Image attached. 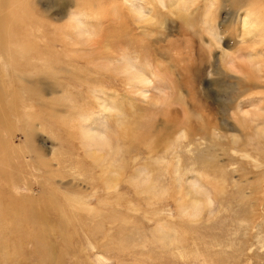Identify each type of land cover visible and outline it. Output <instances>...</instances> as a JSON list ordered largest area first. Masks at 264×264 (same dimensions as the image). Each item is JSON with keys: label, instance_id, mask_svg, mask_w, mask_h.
Masks as SVG:
<instances>
[{"label": "rangeland", "instance_id": "rangeland-1", "mask_svg": "<svg viewBox=\"0 0 264 264\" xmlns=\"http://www.w3.org/2000/svg\"><path fill=\"white\" fill-rule=\"evenodd\" d=\"M137 1L143 15L122 0L2 2L8 27L2 50L14 43L17 60H34L14 71V94L0 81V115L6 121L23 109L41 115L46 129L35 121L33 145L44 151L23 156L51 167L43 176H24L17 194L6 187L4 201L18 216H0V264H264V78L247 88L253 85L247 64L243 75L229 64L231 53L249 56L254 69L264 61L261 49L249 55L257 41L250 44L238 22L251 3L261 13L264 0ZM114 2L122 11L110 9ZM81 9L95 47L72 27ZM124 56L151 78L149 97L127 77ZM35 82L39 94L29 95L24 89ZM102 85L104 98L94 97ZM101 99L116 109L101 112ZM125 127L139 138L124 137ZM87 129L101 134L91 144L82 137ZM23 138L18 130L15 144ZM0 153H7L1 145ZM109 160L118 193L101 176ZM143 185L154 193L137 188ZM65 194L105 210L93 209L90 218L78 209L74 218ZM37 197L43 199L32 210L41 223L26 213Z\"/></svg>", "mask_w": 264, "mask_h": 264}, {"label": "bare ground", "instance_id": "bare-ground-1", "mask_svg": "<svg viewBox=\"0 0 264 264\" xmlns=\"http://www.w3.org/2000/svg\"><path fill=\"white\" fill-rule=\"evenodd\" d=\"M6 0H0V37L2 38V40H1V38H0V48H1V51H0V81H3V86H4V88L7 90V92H10L11 94H14L15 93V88L17 87L16 86V84L14 83L16 80H15V77H14V80H13V76H14V71L17 69V64L19 63V58H18V60H17V58L16 57H18V55H16V51H17V49L15 48V45L16 44H14V43H9L10 44V50L8 49L7 50V52L6 53H4V51L2 50V48H5L4 47V40H5V37H6V35H7V33H8V27L6 26V22L4 21V18H2V16H4V12L6 13V9H4V5L2 4V2H5ZM123 2H124V4H126V6L128 7V8H130L129 9V11H131L132 13H137V14H139L140 13V15H143L139 10H138V1L137 0H122ZM143 1V0H142ZM211 2H213V0H210ZM216 0H214V2H215ZM260 1V0H259ZM249 2H250V0H249ZM253 2V1H252ZM263 2V1H262ZM246 3V2H245ZM251 3V2H250ZM264 3V2H263ZM10 4V3H9ZM111 6H110V9H113L112 11H114V12H117L118 11V7H119V5L117 4V3H109ZM16 6V5H15ZM245 6V5H244ZM259 7V9L261 8V7H263V9L261 8L260 9V11H261V13L259 12V10L256 8V7H254L253 5H252V3L251 4H249L248 6H246V8H244L243 9V15L241 16L240 15V18L238 19L239 21V26L242 28V31H241V34H243L244 36H248V37H252V39H250V44H252L253 45V41L254 40H256L257 41V48L255 49L254 48V46H251V48H250V51H249V55H251L252 54V51H253V49L254 50H260L262 53H263V51H264V5L262 6V5H258ZM107 7H109V6H107ZM107 7H105V5L103 4V10L105 9L106 11H107ZM119 8H121V11H122V7L120 6ZM150 8V7H149ZM148 8V9H149ZM85 10L83 9H81L80 11H79V14L78 15H76V16H74V17H72L71 19L73 20V25H72V27L73 28H75L76 29V32L77 33H80L81 35H83V36H85L87 39H86V41H85V46L86 47H90V46H94L95 45V42L94 43H89L90 41L91 42H93V37L95 36L94 34H93V36H92V31H90L91 29H90V27H89V29H85L84 28V26L86 25H84L83 26V23H84V17H82V15H83V13L82 12H84ZM102 11V10H101ZM110 12V11H109ZM108 12V13H109ZM13 13V12H12ZM18 14V13H17ZM6 16H7V14H6ZM5 16V17H6ZM20 16V15H19ZM18 16V17H19ZM93 16H94V13H90L89 12V18L90 19H92L93 18ZM95 17V16H94ZM2 18V19H1ZM14 18V17H13ZM21 18V17H20ZM26 18V17H25ZM15 19V18H14ZM21 21V20H20ZM93 21V20H92ZM27 22V21H26ZM17 23V22H16ZM88 23V22H87ZM105 23V22H104ZM12 24V23H11ZM20 24V23H19ZM96 24V23H95ZM103 24V23H102ZM99 25V24H98ZM91 26V25H90ZM100 26V25H99ZM13 27V26H12ZM240 27H239V29H240ZM100 29V28H99ZM28 30H30V29H28ZM97 30V29H96ZM101 30V29H100ZM10 31V30H9ZM27 33V32H26ZM43 33V32H42ZM3 34V35H2ZM10 34V33H9ZM19 34V33H18ZM213 34V33H212ZM24 35H25V32H24ZM97 35V34H96ZM3 36V37H2ZM30 36V35H29ZM96 37V36H95ZM94 37V40H97L96 38ZM68 38H70L69 36H67L66 37V39H68ZM100 38V37H99ZM36 39V38H35ZM34 39V40H35ZM99 40V39H98ZM247 40V39H246ZM255 41V42H256ZM98 42V41H97ZM100 42V41H99ZM98 42V43H99ZM2 43V44H1ZM248 43V44H249ZM34 44V43H33ZM36 45V44H35ZM96 46H97V44H96ZM245 47H246V45H244ZM17 47V46H16ZM31 47V46H30ZM95 47V46H94ZM94 47H92L93 48V50H96V49H94ZM18 48V47H17ZM39 48V47H38ZM37 48V49H38ZM92 48H90V50L92 49ZM21 49V48H20ZM101 49V48H100ZM98 51V50H97ZM25 52V51H24ZM94 52V51H93ZM15 55H13V54ZM239 53V52H238ZM33 54V53H32ZM93 54V53H92ZM255 55V54H254ZM1 56H3L4 58L3 59H1ZM103 56H107V55H103ZM257 56V55H256ZM89 57H90V54H89ZM240 56H238V55H234V53H231V56H229V58L231 59V62L229 63L233 68H235V69H238L240 72H241V74L243 75L244 74V68H245V66H246V73H245V76L247 77V78H249L250 80L252 79L253 81H248V82H250V83H253V85L252 86H247V88H257L258 87V81H263V79H261L260 78V76L262 77V78H264V61H260V64H259V66H258V68L257 69H254L253 68V65H252V59L249 57V56H247L246 57V60H244V58H242V59H240L239 58ZM253 57V56H252ZM258 57V56H257ZM91 58V57H90ZM254 58V57H253ZM256 58V57H255ZM254 58V59H255ZM40 59V58H39ZM99 59H101V58H99ZM115 59V58H114ZM33 58H29L28 60H25L26 61V63L28 64V63H30V61L33 63ZM120 60H121V62L123 63V65H124V67H125V69H124V71L125 72H127V73H129L130 74V76H127L128 78H131V80H133V81H137L138 82V84H140L141 86L143 85V90H142V94L144 95V96H147V97H149V95H146V91H147V89H146V87L149 85V83H150V77L148 76V74L145 72V71H143L139 66L137 67L136 65H134L133 64V62L131 61V59H129L128 57H126V56H124V57H122V58H120ZM263 60H264V58H263ZM5 61H6V63L7 64H5ZM41 61V60H40ZM105 61V60H104ZM112 61H114V60H112ZM116 61V60H115ZM114 61V62H115ZM234 61H238V66L235 64V63H233ZM36 62V61H35ZM102 63H103V65L105 64L103 61H102ZM227 63H228V61H227ZM243 63H246L247 65H245L244 67L242 66L243 65ZM45 64V63H44ZM256 64V63H255ZM5 65H7V68H8V72L6 73V71H7V69H6V67H5ZM11 65V66H10ZM102 65V66H103ZM110 65V64H109ZM258 65V64H257ZM107 66V65H106ZM19 68V67H18ZM111 68V67H110ZM112 68H114V67H112ZM100 69V68H99ZM110 70V69H109ZM113 70V69H112ZM116 70V69H115ZM12 71V72H11ZM99 72H100V70H98ZM116 72V71H115ZM128 74V75H129ZM17 75V74H16ZM99 75V74H98ZM91 80V79H90ZM97 80H99V79H97ZM94 81V80H93ZM254 81H257V82H254ZM106 82V81H105ZM36 84L34 85V83H33V85L32 86H30V87H26V89H24V90H26V93L28 92L29 93V95L31 94V95H37V94H39V90L37 91L36 89H37V83L38 82H35ZM39 83L41 84V82L39 81ZM250 83H247V84H250ZM96 84V83H95ZM98 84V83H97ZM136 84V83H135ZM5 85H6V87H5ZM90 86H91V83L89 84ZM99 85V84H98ZM105 85V84H104ZM28 86V85H27ZM96 86V85H95ZM103 86V85H102ZM24 87V86H23ZM92 88H93V85L91 86ZM25 88V87H24ZM95 88H97V86L95 87ZM245 88V87H244ZM5 90V91H6ZM23 90V93L25 94V91ZM93 91V93H94V97H96V98H98V97H103V95H102V93L104 92V91H107L106 89H105V87L103 86V88H100V89H94V90H92ZM257 92V91H256ZM19 93H21L22 94V96H20V97H23V99L22 100H24V96H23V93H22V91H21V88H19ZM113 93V92H112ZM116 93V92H115ZM105 94V93H104ZM117 94V93H116ZM28 94H26V96H27ZM113 95V94H112ZM117 96H118V94L117 95H113V97L112 98H114V97H116L117 98ZM31 97V96H30ZM33 97H35V96H33ZM106 97V96H105ZM104 98V97H103ZM13 99H14V97H13ZM21 99V98H20ZM95 99V98H94ZM251 99H254V98H251ZM102 100V99H101ZM100 100V101H101ZM114 100H115V98H114ZM117 100V99H116ZM98 101V100H97ZM100 101L99 102H97V104L98 103H100ZM113 101V100H112ZM10 103V102H9ZM8 104V103H7ZM101 104V103H100ZM111 105H114L115 104V102L114 103H110ZM132 104V103H131ZM99 105V104H98ZM111 105H108V103H106V101H103L102 100V104L101 105H99L102 109H100L101 110V112H102V110H105V111H109V112H112L114 109H116V107H112ZM22 108H24L23 107V105H20V109H21V111H22ZM15 110H16V108H15ZM241 110H242V108H241ZM14 111V110H13ZM105 111L103 112V113H105ZM16 113H17V111H15ZM247 112H249V111H247ZM96 113V112H95ZM14 114V113H13ZM111 114V113H110ZM246 114V113H245ZM9 118H7V119H9L8 121H6V119H5V115H0V145L2 146V147H4L5 149H6V151H7V153L6 154H3V153H0V193H2L3 194V202H2V204H1V206H0V216H5L6 214H10L11 215V217L13 218V219H15V218H17V216H18V211H13V212H11L12 211V209H11V203L9 202V203H6L4 200H5V197H4V195L8 192V190L6 189V187L9 189V188H11L12 190H14L13 191V193L14 194H17V190L20 188V181L21 180H23L24 179V176H26V177H29V175L30 174H34V175H37L38 173L40 174V172H41V174H42V171H46L44 168H49V167H51V165H50V163H49V161L47 162L46 160L45 161H43V163L41 162V161H39V160H34L33 162H29V161H27V159L25 158V156H23V155H26V153L28 152L29 154H31V153H33V154H37V153H39V152H41V151H44V148H42V147H40V145H37V146H35V145H33L34 144V142L36 141V135H34L33 134V125H34V123H35V121H39L38 122V125L40 126V128L41 129H43V130H45L46 129V127L44 126V125H42V121L40 120V118H41V115H27V114H25V109H23V112H20L19 114L17 113V115H15L13 118H11L10 117V115L8 116ZM31 118V121H29V119ZM29 121V124H30V129L26 126L27 124H25V122L26 121ZM44 120H45V118H44ZM44 124V123H43ZM10 125V126H9ZM82 126V125H81ZM131 128H133V127H131ZM24 129V130H23ZM124 129H126V131L124 130ZM123 129V131H124V133L122 134V135H124V137H128V136H132V137H135V138H139L138 136H136V134L134 135H132L131 133H129V131H131V130H129V128H124ZM18 130H20V131H22V133H23V136H24V138H23V142H22V144L21 145H16L15 144V140H14V138H15V136H16V134H17V131ZM86 132L83 134V136L82 137H85V140H86V142H88V143H92L93 142V140H94V142H95V137H94V135H96L98 138L100 137V135L101 134H99L100 133V131L99 130H95V131H93V135H91L90 133H89V129H87V130H85ZM98 131H99V133H98ZM134 131V130H133ZM5 132H6V136L7 137H5ZM51 132V131H50ZM139 132V131H138ZM149 132V131H148ZM128 133V134H127ZM151 133V132H150ZM149 133V135H151ZM121 134V133H120ZM103 136V135H102ZM146 137V136H145ZM97 138V139H98ZM102 138V137H101ZM134 138V139H135ZM121 139V138H120ZM133 139V140H134ZM128 140V139H127ZM97 141H99V140H97ZM139 141V140H138ZM147 141V140H146ZM104 141H102V143H103ZM97 143V142H96ZM95 143V145L98 147V145L97 144H100V143H97L96 144ZM131 143V142H130ZM5 144H8L9 145V147L7 146V145H5ZM94 144V143H93ZM138 144H140V143H138ZM146 144V143H145ZM151 144V143H150ZM100 146V145H99ZM101 147V146H100ZM103 147V146H102ZM105 147V146H104ZM148 147L150 148V149H153V145H152V147H151V145H148ZM59 150V149H58ZM64 152V151H63ZM19 153V154H18ZM54 153V152H53ZM112 154V153H111ZM40 155V154H39ZM109 155V154H108ZM22 156V157H21ZM88 157V156H87ZM95 157V156H94ZM100 158H102L101 156H99V157H95L94 159H95V161H99L100 160ZM111 159V158H110ZM44 160V159H43ZM60 160V159H59ZM110 161L111 160H109L108 162H109V164H108V162L106 163V164H108L107 166L105 165L103 168H101V176H102V178L103 179H105V182L107 183V184H109V185H111V186H113L115 189H116V186L119 184V183H117V180L118 179H114V180H111V178H109L108 176H110V175H108V172L110 171V170H108V169H110V166H112L111 165V163H110ZM101 162V161H100ZM112 162V161H111ZM113 163V162H112ZM105 164V163H104ZM96 165V164H95ZM27 166L29 167V171H27L26 173H25V168H27ZM96 166H99L98 165V163H97V165ZM117 167V166H116ZM91 168V167H90ZM150 168V167H149ZM50 169V168H49ZM73 169V168H72ZM75 169V168H74ZM85 170V169H84ZM83 170V171H84ZM86 170H89V169H86ZM93 170V169H92ZM118 170V169H117ZM49 171V170H48ZM51 171V170H50ZM78 171V170H77ZM113 171V170H112ZM86 172V171H85ZM121 172H123V171H121ZM151 173V172H150ZM47 174V173H46ZM50 174V173H49ZM51 174H53V173H51ZM51 174H50V177H51ZM44 175V173L42 174V176ZM123 175V174H122ZM41 176V175H40ZM48 176V175H47ZM83 176H85V175H83ZM87 176V175H86ZM100 176V177H101ZM53 177V176H52ZM88 177V176H87ZM65 178V177H64ZM122 178V177H121ZM120 179V178H119ZM152 179V178H151ZM88 180V179H87ZM121 180V179H120ZM47 182H49V181H47ZM135 182V181H134ZM154 182H156L155 181V179H154ZM153 183V181H151L150 183H148V184H152ZM60 185V184H59ZM138 185V184H137ZM28 186H29V184H28ZM74 187V186H73ZM93 187V186H92ZM136 187V186H135ZM152 187H154V186H152ZM151 186H149V185H143L142 187H138L137 186V188H141V190L144 192V194H145V192L146 193H149V192H152V188ZM66 189H68V188H66ZM95 189V188H94ZM69 190V189H68ZM108 190V189H107ZM109 191V190H108ZM172 191V190H171ZM77 192H78V189H77ZM77 192H75V193H77ZM116 192H117V189H116ZM164 192H165V190H164ZM169 192V191H168ZM118 193V192H117ZM152 193H154V192H152ZM14 194H12V196L14 195ZM69 194V193H68ZM68 194H65V195H68ZM80 194V193H79ZM116 194V193H115ZM156 194V193H155ZM74 195H76V196H78V194H74ZM114 196V195H113ZM173 196V195H172ZM66 198H67V200H69L70 201V203H69V205H70V207L71 208H69V213H70V215H72V216H74V218H79L77 215H78V209H83V210H85V211H88V213L90 214V218H94L95 216H91V215H94V212L92 211L93 209H101V211L103 212V210H105V208H104V205H102V206H100V207H97V206H92V205H90V204H81L80 203V201H78V199H76V197H74V196H70V195H68V196H65ZM33 198V197H32ZM31 198V199H32ZM41 199H43L42 197H37V198H35V200H33V203H32V205L31 206H29L28 208H27V210H29V212L28 211H26V213L28 214V215H30L29 217H32L33 218V221H35V218H36V221H37V217H36V215H34V211L32 210L33 209V207L32 206H34L33 204H35V201H36V203L37 204H39L38 202H40V200ZM156 199H157V196H156ZM154 200V199H153ZM26 201V200H25ZM107 201V200H106ZM112 201V200H111ZM121 201V200H120ZM110 202V201H109ZM155 202V201H154ZM52 203V202H51ZM40 204H42V203H40ZM106 204H108V203H106ZM127 204V203H126ZM131 204V203H130ZM153 204V203H152ZM8 205H10L9 207V209H6L5 207L6 206H8ZM51 205V204H50ZM111 205V204H110ZM151 205V204H150ZM41 207V206H40ZM52 207V206H51ZM127 207V206H126ZM138 208V207H137ZM34 209H36V208H34ZM65 209V208H64ZM37 210V209H36ZM35 210V211H36ZM38 211V210H37ZM157 211V210H156ZM108 212V211H107ZM40 213V212H39ZM45 213V212H44ZM41 214V213H40ZM46 214H48V213H46ZM74 214V215H73ZM44 215V214H43ZM65 215V214H64ZM66 215H68V212H67V210H66ZM65 215V216H66ZM69 215V216H70ZM39 217H40V215H38ZM49 216V215H48ZM98 216V215H97ZM101 216V215H100ZM147 216V215H146ZM43 217V219H44V217H45V220H46V216H42ZM42 217H40V218H42ZM50 217V216H49ZM67 217V216H66ZM105 217V216H104ZM103 217V218H104ZM48 218V217H47ZM69 218V217H68ZM70 218H71V216H70ZM69 218V219H70ZM103 218L101 219V220H103ZM148 218H149V216H148ZM55 219V218H54ZM42 220V219H41ZM41 220H38L37 222L38 223H41L42 221ZM48 220V219H47ZM71 220V219H70ZM95 220V219H94ZM159 220V219H158ZM49 221H50V218H49ZM52 221V220H51ZM93 221V220H92ZM31 222V221H30ZM71 222V221H70ZM48 223V222H47ZM44 223H42V225H41V229L45 226V225H43ZM50 224V223H49ZM51 224H52V222H51ZM91 224V223H90ZM102 224V223H101ZM100 224V225H101ZM1 225H3L2 223H1V221H0V226ZM34 225V224H33ZM70 225V224H69ZM84 225V224H83ZM92 225V224H91ZM99 225V224H98ZM4 226V225H3ZM52 226V225H51ZM72 226H73V224H72ZM104 226V225H103ZM69 227H71V226H69ZM81 227V226H80ZM90 227V226H89ZM2 228V227H1ZM4 229H8V228H10V227H3ZM45 228V227H44ZM82 228V227H81ZM88 228V227H87ZM167 228V227H166ZM47 229V228H46ZM83 230L82 231H84V229L85 228H82ZM103 229V228H102ZM163 229V228H162ZM76 231H77V229H76ZM168 231H169V229H168ZM84 232H86L87 233V231H84ZM162 233H164V231L162 232ZM179 233V232H178ZM85 234V233H84ZM159 234L161 235V233L159 232ZM165 234V233H164ZM87 235H88V233H87ZM86 235V236H87ZM159 235V236H160ZM38 236V234L37 233H34V234H31V238L33 239V241H35V237H37ZM165 236V235H164ZM163 236V237H164ZM87 238V237H86ZM181 239V238H180ZM50 240V239H49ZM35 244H36V241L34 242ZM94 244V243H93ZM84 246V245H83ZM89 246H92V245H89ZM88 246V247H89ZM85 249L87 248V247H84ZM37 249H38V245H37ZM87 250V249H86ZM43 252V251H42ZM52 252V251H51Z\"/></svg>", "mask_w": 264, "mask_h": 264}, {"label": "crops", "instance_id": "crops-1", "mask_svg": "<svg viewBox=\"0 0 264 264\" xmlns=\"http://www.w3.org/2000/svg\"><path fill=\"white\" fill-rule=\"evenodd\" d=\"M19 64H21V65H24V64H26V65H27V63H26V61H25V60H24V62H23V63H21V60H19V63L17 64V66H18Z\"/></svg>", "mask_w": 264, "mask_h": 264}]
</instances>
